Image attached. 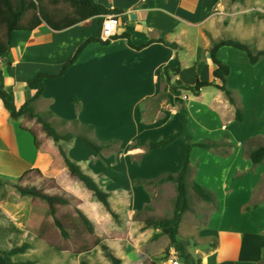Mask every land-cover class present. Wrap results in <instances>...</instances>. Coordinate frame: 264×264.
Returning a JSON list of instances; mask_svg holds the SVG:
<instances>
[{
	"label": "crops",
	"instance_id": "0c3cea01",
	"mask_svg": "<svg viewBox=\"0 0 264 264\" xmlns=\"http://www.w3.org/2000/svg\"><path fill=\"white\" fill-rule=\"evenodd\" d=\"M95 1L119 12L117 35L109 44L90 43L65 75L46 80L34 107L36 113L50 115L52 123L89 129L85 136L95 143L117 141L99 155L77 139L63 146L87 174L111 192L110 203L118 217L113 219L71 175L55 142L25 126L24 119L14 120L3 100L0 178L32 182L47 193L73 198L123 264H145L143 259L173 264L175 250L162 258L159 246L162 240L168 246L170 239H153L160 229L135 234L134 228L141 226L135 225L133 215L149 207L150 189L155 185L160 192H171L168 211L173 210L176 186L159 180L180 172L187 143L177 139L153 150L148 144L181 129L180 109L184 107L192 142L212 147L194 146L190 152V210L183 215L179 237L190 242L186 250L201 258V264H264V161L255 165L251 159V153L264 146V58L253 65L245 52L231 47L218 51V58L230 67L227 87L233 92L234 104L214 85L198 93L181 89L198 81L221 84L214 76L210 50L214 42L224 39L218 15L228 0ZM49 6L51 11L71 14L68 6L65 11L60 5ZM105 16L63 30L43 23L33 31L14 33L9 58L0 56V88L10 94L9 100L17 107L30 100L36 92L28 82L40 73L58 75L85 41L100 36ZM168 66L180 68L171 74V85L178 92L166 87L162 78ZM237 109L244 111L243 121L236 119ZM139 179L152 183L135 184ZM194 183L212 191V202L197 195ZM0 208L16 227L35 237L24 238L22 243L39 240L50 244L51 264H81L86 258L95 264L89 260L93 253L75 255L56 228L47 202L3 187ZM120 212L127 217L122 219ZM110 228L118 237L109 236ZM0 264H7L1 254Z\"/></svg>",
	"mask_w": 264,
	"mask_h": 264
},
{
	"label": "trees",
	"instance_id": "16d2710c",
	"mask_svg": "<svg viewBox=\"0 0 264 264\" xmlns=\"http://www.w3.org/2000/svg\"><path fill=\"white\" fill-rule=\"evenodd\" d=\"M49 2L53 5H67L71 10V14L66 16L60 11H51ZM118 11L109 10L104 6L98 4L95 0H0V56L9 58L10 50L13 42V34L21 31H33L43 23L48 24L54 30H63L65 28L74 26L82 21H85L94 16H104L109 14H117ZM115 38V37H114ZM113 40V38H112ZM109 41H103L101 37L90 38L85 41L75 52L73 57L68 60L63 66L58 75H50L40 73L28 82V86L35 90V95L28 100L21 107L9 100L10 94L0 88V100L4 101L6 109L10 112L14 120H19L22 117L28 119H35L42 125V130L51 138L61 153L64 165L68 168L74 178L80 180L85 187L93 193V196L103 204L107 212L116 219L117 213L113 210L110 197L111 192L103 189L94 178L87 174L80 164L73 160L63 144H66L74 139L79 140L86 148L91 150L94 154L99 155L103 149L117 141H109L107 143L98 144L86 136H74L72 134L61 135L54 127L44 120L41 114L36 113L34 103L41 98L45 90V81L65 75L72 65L79 59L84 49L92 42H100L102 44H109ZM222 47H231L242 52H245L251 64H257L260 59L264 58V50L258 51L254 54L253 51L244 43L237 40H221L214 42L210 50L213 63L215 65L214 76L221 81V84L208 83L198 81L195 86H183L181 89L198 93L201 88L214 85L221 89L229 101L234 104L233 92L227 87V78L230 74V67L228 64L221 61L217 53ZM8 70L10 71L12 62L8 59ZM180 68H173L168 66L163 71V80L166 87H170L171 91L178 92L179 88L171 85V74L178 73ZM182 119L181 129L167 139L150 142L148 148L150 150L164 148L170 145L177 139H183L187 143L186 154L184 157L183 167L176 175L169 174L163 177L159 182H172L176 185L177 199L175 203V210L173 216L168 219L153 220L148 219L146 227H156L162 230V233L169 237L171 243L175 245L178 251L179 258L184 261V264H201L202 259L196 258L188 253L183 244L179 240V227L183 215L190 210V203L188 198V172L190 168V152L194 146L205 149H210V143H193L187 127V110L184 107L180 109ZM245 118L244 111L237 109L236 119L243 121ZM252 162L261 164L264 161V146L257 148L251 153ZM21 181H10L0 178V188H11L20 194L31 197L40 198L48 203L56 228L59 230L62 238L69 242L75 255H88L101 248L106 258L111 264H123V261L115 255L111 247L104 241L103 238L97 235L94 223L89 217L78 207L72 206L70 202L61 194H50L40 189L37 186L23 187ZM135 184L152 183L144 180H135ZM194 191L197 195L206 202H212L213 193L209 189L203 187L198 183L193 185ZM0 220L5 221V224H0V254L4 256L7 263L10 262V256L14 254L25 253L31 245L27 242L22 243V239L31 238L34 236L26 233L14 225L12 220L0 208ZM11 245L12 247H10ZM81 264H89L82 260ZM149 264H158L152 262Z\"/></svg>",
	"mask_w": 264,
	"mask_h": 264
},
{
	"label": "rangeland",
	"instance_id": "374dc122",
	"mask_svg": "<svg viewBox=\"0 0 264 264\" xmlns=\"http://www.w3.org/2000/svg\"><path fill=\"white\" fill-rule=\"evenodd\" d=\"M47 4L49 5V2ZM66 7L67 5H61V8L64 11ZM218 18L220 21L218 27L222 31V36L224 37L223 40L232 39V40L240 41L246 44L251 49V51H253L254 54L258 53L260 49L264 50V0H228L226 2L225 8L222 11V14L218 15ZM42 117L44 118V120L49 122L54 127V129L61 135L72 134L74 136H79V135L85 136L88 134L87 130L89 129L85 130L86 128L83 129V127H79L77 124L64 123L63 125H61L58 123L50 122V115L49 116L42 115ZM21 119H24L23 123L25 126L32 127L34 130H39L44 133V131L42 130V125L38 123L35 119H28L27 117H22ZM159 183H163V182H159ZM21 186L32 187L34 185L32 184V182H25L22 183ZM157 188L158 185H155L150 189L152 194V202L149 205V207L133 215V220L135 221V225L141 226V228L140 227L134 228L135 234H138V232L145 230L147 228H150L151 230L159 229L153 226L146 227V222L148 219L161 220V219H168L173 216L177 197L176 199L171 200L173 201L172 204L173 210L168 211V209L171 206V203H169L171 192L168 190L165 192H160ZM188 190H189V184H188ZM62 196L66 197V199L70 202L72 206H75L74 205L75 200L73 198L64 195ZM192 198L193 197H191V199ZM124 215L125 214H123V212L119 213L120 217ZM126 217L124 216L121 218L123 219ZM108 232L111 238L118 237L114 233L112 228H110ZM160 236H166L165 234L162 233V230L160 234H154L153 239L158 240ZM178 238L183 244L184 248L186 249L187 245L190 244V242L185 241V239H181L179 236ZM29 244L34 247V250L28 249L25 253L11 255L10 262L7 264H49L50 263L51 259L49 254H51L52 252L50 244L40 242L39 240H34V241L32 240V242H30ZM9 246L12 247L11 245ZM159 246L162 248L163 251L162 253L163 256H161L162 258L170 257L171 251L172 249H174L176 252V259L178 260L179 254L178 251L176 250L175 245L170 243L167 246V244L162 240ZM100 250L102 254H99ZM92 253L89 260L92 261L93 263L106 264L105 263L106 260L107 262H109V264H111V262L104 255L101 248L98 249V251L96 250V254L94 252ZM102 255L105 258V260L102 259ZM82 258L84 259L86 258V256H83ZM157 259L160 260L159 258ZM85 261H88V258H86ZM143 262L145 264L151 263L150 260L148 259H143Z\"/></svg>",
	"mask_w": 264,
	"mask_h": 264
},
{
	"label": "built area",
	"instance_id": "2783aa9c",
	"mask_svg": "<svg viewBox=\"0 0 264 264\" xmlns=\"http://www.w3.org/2000/svg\"><path fill=\"white\" fill-rule=\"evenodd\" d=\"M120 20L119 15H106L101 26L100 37L103 41H109L114 38L119 30ZM173 264H181L179 260L173 261Z\"/></svg>",
	"mask_w": 264,
	"mask_h": 264
}]
</instances>
